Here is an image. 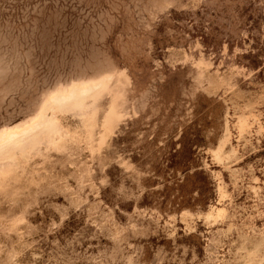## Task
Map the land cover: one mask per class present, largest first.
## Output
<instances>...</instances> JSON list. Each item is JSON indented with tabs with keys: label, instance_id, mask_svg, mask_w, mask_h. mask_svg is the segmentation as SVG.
<instances>
[{
	"label": "rangeland",
	"instance_id": "1",
	"mask_svg": "<svg viewBox=\"0 0 264 264\" xmlns=\"http://www.w3.org/2000/svg\"><path fill=\"white\" fill-rule=\"evenodd\" d=\"M0 264H264V0H0Z\"/></svg>",
	"mask_w": 264,
	"mask_h": 264
}]
</instances>
